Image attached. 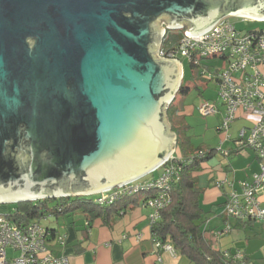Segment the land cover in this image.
I'll list each match as a JSON object with an SVG mask.
<instances>
[{"label": "water", "instance_id": "water-1", "mask_svg": "<svg viewBox=\"0 0 264 264\" xmlns=\"http://www.w3.org/2000/svg\"><path fill=\"white\" fill-rule=\"evenodd\" d=\"M264 0H0V204L90 196L173 153L182 80L158 58L165 24L200 36Z\"/></svg>", "mask_w": 264, "mask_h": 264}, {"label": "built area", "instance_id": "built-area-1", "mask_svg": "<svg viewBox=\"0 0 264 264\" xmlns=\"http://www.w3.org/2000/svg\"><path fill=\"white\" fill-rule=\"evenodd\" d=\"M230 18L241 19L242 22L264 23L227 16L206 33L191 38L184 35L185 27L174 29L181 31V39L177 48L168 52H164L161 46L166 33L174 30L161 24L160 29L164 30V34L160 40L157 57L176 60L180 67L179 58L193 62L196 66L200 61L210 59L221 60L226 64L224 69L206 75L217 87L219 105L215 102H205L197 108L200 116L210 117L218 113L221 105L224 111L220 125L222 132L228 131L239 114H259V121L248 130L247 136L244 129L240 131L237 143L254 151L260 162V171L252 176L250 184L242 186L240 192L234 191L228 195L224 214L227 218L237 221L251 220L264 224V204L257 197V193L264 186V29L242 31L237 29ZM174 159L173 153L151 172H160L153 185L143 186L134 181L98 193L96 202L111 203L120 196L132 195L142 189L154 187L157 189V195L144 204L151 209L148 219L149 223L153 224L158 219L159 211L170 202L166 184L175 176L176 170L174 166L167 164ZM6 214L0 212V264H70L66 257L51 254L45 230L39 223L32 221L26 226H18ZM55 239L60 244L65 242L64 236H57ZM156 245L175 256L176 252L171 245H161L159 242H156ZM8 251L16 255L9 258ZM234 259L241 260L242 254L237 253Z\"/></svg>", "mask_w": 264, "mask_h": 264}, {"label": "crops", "instance_id": "crops-1", "mask_svg": "<svg viewBox=\"0 0 264 264\" xmlns=\"http://www.w3.org/2000/svg\"><path fill=\"white\" fill-rule=\"evenodd\" d=\"M192 111L193 108L183 105L177 116L185 120ZM217 114L223 118V109L219 107L213 116ZM259 117L258 113L239 114L234 120L238 121L236 129L233 130V121L226 133L220 130L218 122L215 126L218 145L207 148L215 149L216 154L194 173L198 186L203 189L200 205L206 213L202 226L204 237L222 252L242 254L247 264H264V224L256 221L243 224L227 218L224 205L230 193L240 192L260 171L254 151L237 143L239 132L244 129L247 136ZM257 197L264 204V186ZM149 214L150 209L139 203L116 216L110 227L99 220L88 222L78 215L50 218L54 223L45 227L54 230L56 236H64L65 242L60 244L52 238L48 249L56 257H66L70 264H192L179 253L171 256L157 247L148 222Z\"/></svg>", "mask_w": 264, "mask_h": 264}, {"label": "trees", "instance_id": "trees-1", "mask_svg": "<svg viewBox=\"0 0 264 264\" xmlns=\"http://www.w3.org/2000/svg\"><path fill=\"white\" fill-rule=\"evenodd\" d=\"M181 35L179 30L168 31L161 46L162 50L168 52L176 49ZM182 59L179 58V61L181 62ZM205 61H200L199 65L196 66L193 62L187 60L199 79L210 82L212 80H209L206 76L210 72ZM183 80L184 77L166 110L170 130L176 137L175 159L167 164V166H174L176 170L175 176L166 184L170 202L159 211L158 219L153 224L149 223L151 234L155 244L159 242L161 245H171L176 253L185 257L192 264H247L245 256L242 255L241 260H236L234 259L236 254L222 252L204 237L202 226L205 223L206 213L200 205L203 189L198 186L194 173L201 170V165L213 157L216 150L207 149L204 144H193L190 137L186 135L189 126L183 117L177 116L183 106V104L180 105L176 102L177 98L179 96L186 97L190 92V87L183 85ZM154 173L158 174L155 177L153 176L150 182L140 183L143 186L153 185L157 181L160 172L155 171L151 174ZM155 195H157V189L151 187L142 189L132 195L120 196L111 203L103 204H99L96 202L97 198L94 199L90 196L45 198L19 202L15 210L8 212L6 215L18 226H26L34 220L39 223L38 220L41 219H58L78 215L88 222L99 220L103 225L110 227L116 216L134 209L139 203L144 205L148 199L155 197ZM248 221L251 220L238 222L244 224ZM42 228L45 230L47 242L57 237L54 230L46 227Z\"/></svg>", "mask_w": 264, "mask_h": 264}, {"label": "rangeland", "instance_id": "rangeland-1", "mask_svg": "<svg viewBox=\"0 0 264 264\" xmlns=\"http://www.w3.org/2000/svg\"><path fill=\"white\" fill-rule=\"evenodd\" d=\"M230 20L232 23L236 24L237 29L242 31L264 29V23H254L251 21L242 22L241 19L237 18H230ZM205 62V64L209 67L210 73H214L216 70H222L226 66V64L221 60L210 59ZM181 69L182 78L184 77L183 85H188V87H190V92L186 97L179 96L176 102H178L180 105H185L187 108H193V113L191 115H187L185 118V122L189 126V129L186 131V135L190 137L191 142L195 145L205 144L204 146L206 148L217 147L219 139L215 135V126L218 124V122L221 125V115L217 114L216 116L202 117L197 111V108L205 102H215L217 105H219L217 87L213 81L205 82L199 79V77L196 76L195 70L189 66L187 60L185 59L181 60ZM219 107L220 109H223L221 105ZM237 122L238 121L236 120L232 123L233 130L236 129V126H238L236 124ZM157 174L158 173H154L153 175L148 174L144 178L138 180V182L143 183L147 181L146 179L150 180L152 179V176L155 177ZM90 197L95 199L98 197V195H90ZM16 207L17 203L0 204V212H12ZM38 222L42 227H45L52 225L54 220L47 218L38 220ZM15 255L16 253L8 251L9 258Z\"/></svg>", "mask_w": 264, "mask_h": 264}]
</instances>
